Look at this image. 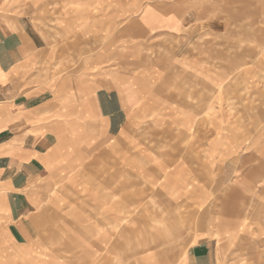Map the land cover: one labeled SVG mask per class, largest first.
I'll list each match as a JSON object with an SVG mask.
<instances>
[{
    "label": "crops",
    "instance_id": "crops-1",
    "mask_svg": "<svg viewBox=\"0 0 264 264\" xmlns=\"http://www.w3.org/2000/svg\"><path fill=\"white\" fill-rule=\"evenodd\" d=\"M21 2L0 0V264H264V50L195 58L188 0Z\"/></svg>",
    "mask_w": 264,
    "mask_h": 264
},
{
    "label": "rangeland",
    "instance_id": "rangeland-1",
    "mask_svg": "<svg viewBox=\"0 0 264 264\" xmlns=\"http://www.w3.org/2000/svg\"><path fill=\"white\" fill-rule=\"evenodd\" d=\"M19 5L21 10L30 13L34 19L43 22V0H22ZM147 1V0H144ZM192 10L196 21L191 20V27L195 29L191 41L194 43L189 47L192 50L193 56L197 59L204 58L215 62H223L225 68L231 69V66L245 63L249 57L255 55L257 65L262 64L260 54L264 50V0H188L186 6L183 7V12ZM224 32V33H223ZM188 48V49H189ZM188 49H185L186 51ZM149 59L163 57L167 58L168 51L161 48L156 54L152 50L145 53ZM243 59H246L243 61ZM239 60V61H238ZM152 125L150 122L142 131V138L145 140V145L150 150L163 153L168 151V146L152 144V142H164L167 136V131L163 124L159 127ZM174 137V136H173ZM183 135L175 132V138L180 139ZM148 141L151 142L148 145ZM183 150L184 147L182 146ZM134 153V150H133ZM151 166V164H149ZM131 180H128L130 182ZM148 187L145 184V189ZM133 217L135 216V212ZM192 213L195 217L192 223L199 220L198 212H190L185 210H177L175 212H163L161 218H173L180 227L184 225V214ZM157 216V212L145 211L144 219L149 221L147 234L145 239L148 242V249H156L158 244H155L152 234L160 225L153 224L152 218ZM210 221H208L209 223ZM224 234L226 227L224 223ZM128 249L135 250L136 244L129 239ZM133 262L132 259L128 260Z\"/></svg>",
    "mask_w": 264,
    "mask_h": 264
}]
</instances>
